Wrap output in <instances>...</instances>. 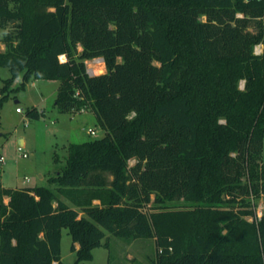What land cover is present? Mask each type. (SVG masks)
I'll use <instances>...</instances> for the list:
<instances>
[{
  "label": "trees",
  "instance_id": "obj_1",
  "mask_svg": "<svg viewBox=\"0 0 264 264\" xmlns=\"http://www.w3.org/2000/svg\"><path fill=\"white\" fill-rule=\"evenodd\" d=\"M7 27L0 114L19 76L59 81L58 112L105 136L71 144L48 187L1 192L0 264H64L63 229L73 264L107 233L154 240L152 264H264V216L235 210L264 197V0H0Z\"/></svg>",
  "mask_w": 264,
  "mask_h": 264
},
{
  "label": "rangeland",
  "instance_id": "obj_2",
  "mask_svg": "<svg viewBox=\"0 0 264 264\" xmlns=\"http://www.w3.org/2000/svg\"><path fill=\"white\" fill-rule=\"evenodd\" d=\"M11 31V27L0 28L1 43L5 35ZM1 47L4 50L3 43ZM255 53L264 54V45H258ZM95 60L98 59L86 62L88 71L94 76L105 74L104 61L96 63ZM10 78L12 72L8 68H0V88L4 87L6 80ZM21 83L22 75L9 85V98L0 114L3 134L0 137V157L4 158L3 162L0 161V203L1 192L4 190L48 187V179L65 166L68 147L71 144L90 142L105 136V131L90 110L73 114L58 112L55 101L59 81L30 80L24 89L17 90ZM32 108H37L42 114L39 120L27 117V111ZM17 109L23 112L18 113ZM90 130H94L96 136L90 135ZM20 139H25L24 153H27L28 158H23L18 152V148L23 146L20 145ZM59 198L65 204L75 206L74 202L65 196L59 195ZM94 205H100V201ZM250 205L243 206L240 201H236L235 210L254 211L252 216L244 215V219L251 223L254 222L255 216L264 213V197L259 199L252 197ZM77 208L81 213V209ZM106 243L108 248L101 247L93 252L92 264H152L157 253L154 240L129 241L107 233ZM71 247L72 238L69 231L63 229L61 259L64 264H73L77 259Z\"/></svg>",
  "mask_w": 264,
  "mask_h": 264
},
{
  "label": "built area",
  "instance_id": "obj_3",
  "mask_svg": "<svg viewBox=\"0 0 264 264\" xmlns=\"http://www.w3.org/2000/svg\"><path fill=\"white\" fill-rule=\"evenodd\" d=\"M96 63H101L102 60L98 59V60H95ZM89 74H91V71L89 72ZM241 88L243 89L244 88V84L241 86ZM17 112L18 113H22L23 111L21 109H17ZM90 135L92 136H96V132L94 130H90L89 131ZM18 152L23 156V158H28V155L27 153H24V146H20L18 148ZM0 161L3 162L4 161V158L3 157H0ZM264 216V213H260L258 216H257V219H261L262 217Z\"/></svg>",
  "mask_w": 264,
  "mask_h": 264
},
{
  "label": "crops",
  "instance_id": "obj_4",
  "mask_svg": "<svg viewBox=\"0 0 264 264\" xmlns=\"http://www.w3.org/2000/svg\"><path fill=\"white\" fill-rule=\"evenodd\" d=\"M19 142H20V145L23 144V146H25V144H26V143H25V139H20ZM7 200H8V201H7ZM4 202L7 204V203L9 202V199H8V198H5V199H4ZM94 203L97 204V203H99V201H94ZM66 204H67L69 207L78 210V208H77L76 206H73V205L68 204V203H66ZM81 213H82V212H81ZM81 213H80V216H83V215H81ZM75 247H76V249H79V245H78V244H76ZM94 251H95V250H94Z\"/></svg>",
  "mask_w": 264,
  "mask_h": 264
},
{
  "label": "water",
  "instance_id": "obj_5",
  "mask_svg": "<svg viewBox=\"0 0 264 264\" xmlns=\"http://www.w3.org/2000/svg\"><path fill=\"white\" fill-rule=\"evenodd\" d=\"M256 1H263V0H246V2L250 3V2H256ZM103 61V59H100Z\"/></svg>",
  "mask_w": 264,
  "mask_h": 264
},
{
  "label": "bare ground",
  "instance_id": "obj_6",
  "mask_svg": "<svg viewBox=\"0 0 264 264\" xmlns=\"http://www.w3.org/2000/svg\"><path fill=\"white\" fill-rule=\"evenodd\" d=\"M63 58H64V57H63ZM63 58H62V59H63Z\"/></svg>",
  "mask_w": 264,
  "mask_h": 264
}]
</instances>
